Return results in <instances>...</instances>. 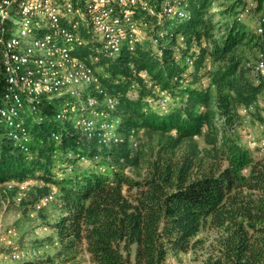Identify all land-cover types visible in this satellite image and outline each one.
<instances>
[{"label": "trees", "instance_id": "obj_1", "mask_svg": "<svg viewBox=\"0 0 264 264\" xmlns=\"http://www.w3.org/2000/svg\"><path fill=\"white\" fill-rule=\"evenodd\" d=\"M219 1L190 0L186 20L155 26L154 32L170 33L161 40L160 56L146 38L132 51L106 57L79 28L85 43L73 55L95 70L114 99V111L103 105L97 110L120 142L83 137L71 115L56 120L62 99L22 114L29 156L0 122V185L40 182L31 199L21 201L26 208L55 189L59 196L58 216L48 224L57 251L16 264H75L80 254L90 264H166L169 254L196 250L201 241L194 239L204 229L214 232V240L201 264H264V148L243 146L234 135L242 107L254 105L251 117L264 124V108L258 109L264 71L246 67L242 53L257 51L254 63L264 53V33L235 19L242 0H224L222 23L214 21L211 7ZM184 72L189 81L181 85L174 79ZM154 88L167 93V113L160 111ZM3 93L0 72V109L6 108ZM138 167L144 174L133 175Z\"/></svg>", "mask_w": 264, "mask_h": 264}, {"label": "built area", "instance_id": "obj_2", "mask_svg": "<svg viewBox=\"0 0 264 264\" xmlns=\"http://www.w3.org/2000/svg\"><path fill=\"white\" fill-rule=\"evenodd\" d=\"M189 1L0 0V72L4 77L2 101L6 106L0 109V122L12 128L9 139L18 151L27 156L30 154V135L22 124V114H34L44 103L57 99L67 102L58 110L56 120L71 115L74 127L83 137L97 139L102 144L120 142L114 134V125L107 123L104 120L106 114L97 110L103 105L108 111H114V99L102 88L95 70L73 55L75 48L85 43L79 35V28L83 27L90 33L91 38L100 44L99 53L106 57L115 58L124 48L132 51L136 43L146 38L155 47L156 55L160 56L163 50L161 40L167 35L170 37V33L154 32L155 26L162 25L165 19L186 20ZM255 15L253 31L260 35L264 33V2L258 9V0H242L235 19L244 23ZM148 33L153 34L150 37ZM178 49H174L176 60ZM186 64L192 67V60L187 59ZM245 66L256 73H263L264 53L259 52L257 60L246 62ZM140 76L148 87H152L144 73ZM174 80L186 85L189 74L184 72ZM201 84L205 86V81L201 80ZM85 87L90 89V94L84 96L81 89ZM154 90L158 94L160 111L167 113L170 101L167 93ZM253 111L254 105L240 109L242 124L249 122ZM95 117L100 118L98 124ZM52 138L59 141L57 134ZM258 147L264 148V137ZM80 160L85 162L82 157ZM5 185L8 190H18L15 202L21 203L29 182L10 181ZM54 193L40 198L34 205L35 211L47 208L54 199ZM23 258L19 251L10 253L13 262H21Z\"/></svg>", "mask_w": 264, "mask_h": 264}, {"label": "rangeland", "instance_id": "obj_3", "mask_svg": "<svg viewBox=\"0 0 264 264\" xmlns=\"http://www.w3.org/2000/svg\"><path fill=\"white\" fill-rule=\"evenodd\" d=\"M225 1L221 0L211 7V15L214 21L222 23L219 16L220 9L224 8L220 5H225ZM257 16H253L246 20L243 24L247 30H254L256 26ZM179 22L181 20H178ZM19 25V23H17ZM16 29H19L17 26ZM172 32V30H170ZM244 61L253 62L255 60L257 51H250L247 49L242 50ZM81 93L85 95L90 94V89L85 87L81 89ZM67 101L59 103V110L65 107ZM258 109L264 108V94L258 99ZM79 115V114H78ZM96 124L99 123L100 118H94ZM264 124L251 117L247 124H237L235 129L236 140L250 149L258 148L260 139L264 137ZM140 138L138 141H142ZM201 142V140H198ZM201 147L203 144L201 143ZM260 150V149H259ZM84 166V165H79ZM78 166V167H79ZM60 171V169L58 170ZM133 175H142L144 171L138 167L132 172ZM29 187L24 192L23 199L28 201L31 198L29 193L32 189L40 186L41 183L36 180H29ZM5 184L0 185V264H16L10 259V253L19 251L23 253L24 258L22 261L30 259H39L46 255L54 254L57 249V241L55 234L48 227L58 216L59 211V196L57 193L54 195V202L42 211H35V208H26L21 203L15 202L16 197L19 195L18 190L9 192ZM54 191V190H53ZM52 191V192H53ZM56 191V189H55ZM57 192V191H56ZM201 241L196 250L187 253L169 254L166 259V264H201L206 257L207 247L214 240V232L209 229L202 230L194 239ZM21 261V262H22ZM75 264H90L88 256L80 254Z\"/></svg>", "mask_w": 264, "mask_h": 264}]
</instances>
